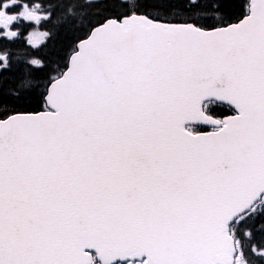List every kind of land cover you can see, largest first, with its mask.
<instances>
[{
    "label": "snow or ice",
    "instance_id": "snow-or-ice-1",
    "mask_svg": "<svg viewBox=\"0 0 264 264\" xmlns=\"http://www.w3.org/2000/svg\"><path fill=\"white\" fill-rule=\"evenodd\" d=\"M120 7L50 78L45 111L0 119V264H264L240 235L264 216V0L221 26L195 10L223 5L200 0ZM51 17L0 0V40Z\"/></svg>",
    "mask_w": 264,
    "mask_h": 264
},
{
    "label": "trees",
    "instance_id": "trees-1",
    "mask_svg": "<svg viewBox=\"0 0 264 264\" xmlns=\"http://www.w3.org/2000/svg\"><path fill=\"white\" fill-rule=\"evenodd\" d=\"M53 1V13L51 26L53 34L45 44L40 52V56L44 59L45 66L41 68H33L28 66L31 70L35 69L30 78L36 79L38 77H47L46 71L47 62L54 61L56 65L65 64V59L68 51L71 49L74 41L81 37L86 31L88 24H93L107 15H113L115 12L123 11L120 7L119 0H103L93 3V7L87 9H75L78 13L83 12L85 15L77 16L76 18L68 17V22H65V10L66 7H70L73 3H83L85 0H52ZM187 0H174L177 3L185 4ZM150 2V0H149ZM203 3L221 4L223 7L220 9V13L227 19H233L241 15L243 11V0H203ZM186 5V4H185ZM200 10L213 11V9L203 8ZM89 26V25H88ZM40 29L49 30L52 33L50 24L48 22L41 24ZM60 30V31H59ZM56 31V33H54ZM16 46H22L23 40L13 42ZM27 70H21L20 67H15L12 75L7 76L4 74L0 78V95H13L19 93L23 97L17 103H9L0 107V114L3 115L5 110L11 111H32L40 108L41 97L37 88H35V82L32 81L31 88L22 89L20 87L22 81V75H25ZM28 77V80H30Z\"/></svg>",
    "mask_w": 264,
    "mask_h": 264
},
{
    "label": "rangeland",
    "instance_id": "rangeland-1",
    "mask_svg": "<svg viewBox=\"0 0 264 264\" xmlns=\"http://www.w3.org/2000/svg\"><path fill=\"white\" fill-rule=\"evenodd\" d=\"M187 5H189V3ZM196 13H198L196 18L205 24L209 23L212 25H218L224 21L223 15H220L219 13H217L215 11H201V12H196ZM191 14L192 13L185 12V13H183V17H187L188 15H191ZM29 24H30V22H24V26L27 27L28 29L32 27V25H29ZM30 35H32L31 44L33 45L34 48H37V46H39L41 42H44L46 40L48 33L44 32V31H39L35 34L30 32ZM17 61H18V58H14L13 61L11 62V65L13 63H16ZM49 68L52 71L53 70H59L61 68V64L56 65V63L54 61H50L49 62ZM41 82H43V80L35 82L34 86H36L37 84H39ZM28 88H31V85H29ZM261 230H262L261 233L264 234V225L262 226ZM251 238H252V231H251V237L249 238L248 243H249V245L255 244L257 246V248H259L261 246V244H258L256 242L252 241Z\"/></svg>",
    "mask_w": 264,
    "mask_h": 264
},
{
    "label": "bare ground",
    "instance_id": "bare-ground-1",
    "mask_svg": "<svg viewBox=\"0 0 264 264\" xmlns=\"http://www.w3.org/2000/svg\"><path fill=\"white\" fill-rule=\"evenodd\" d=\"M223 21V20H222ZM216 22V21H215ZM209 24V23H208ZM60 31V30H59ZM54 33H56V31L54 32Z\"/></svg>",
    "mask_w": 264,
    "mask_h": 264
}]
</instances>
